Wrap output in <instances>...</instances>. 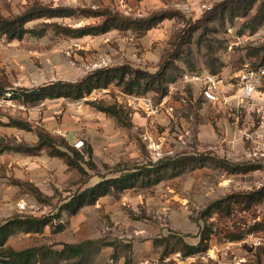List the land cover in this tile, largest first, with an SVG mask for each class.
<instances>
[{
    "label": "rangeland",
    "instance_id": "1",
    "mask_svg": "<svg viewBox=\"0 0 264 264\" xmlns=\"http://www.w3.org/2000/svg\"><path fill=\"white\" fill-rule=\"evenodd\" d=\"M258 3L255 0L244 14L224 21L213 15L204 34L191 31L181 42L182 53L169 61L168 71L174 79L165 83L163 94L155 89L126 93L113 82L79 100L22 103L11 98L12 91L55 80H76L102 66L129 63L154 72L174 48V40L182 34L187 20L197 19L210 8H202L201 0H0V15L4 16L18 14L31 4L76 9L69 17L31 20L28 28L42 23L78 28L102 21L101 16H89L81 10L109 9L133 18L156 10L181 13L150 29L131 26L73 36L48 24L41 35L27 33L13 40L0 35V141L31 145L37 131H45L57 138V143L62 138L80 151L87 171L80 174L62 157L50 155L48 149L37 155L19 153L12 166L0 168V222L16 215L51 217L40 232L18 233L6 245L16 250L38 245L58 250L66 242L93 239L109 244L91 247L77 264H220L223 248L231 242L228 250L235 256L244 257L247 264H260L264 253L232 237L240 232L245 236L257 228H252L249 219L258 211L264 214V198L247 208L234 203L235 209L225 215L223 210L217 212L213 203L257 191V183L264 182L261 169L235 173L207 160L155 184L140 178L133 187L114 189L75 214L57 209L66 198L101 176L119 175L113 170L117 163L133 169L166 156L202 153L231 164L253 163L249 136L260 132L258 116L238 104L235 76L246 65L264 63V43L245 39L255 30L249 21ZM185 71L213 75L219 101H206L198 85L185 80ZM260 90H264V81ZM105 107L122 113L128 124L103 111ZM8 117L28 121L31 130L2 125ZM79 141L82 144L76 147ZM87 146L96 170L83 162L88 159ZM15 180L34 184L41 200L26 186L14 184ZM232 200L224 202L230 204ZM204 234L208 235L207 248L183 255L182 241L195 244ZM75 259L55 258L56 262L49 264H72Z\"/></svg>",
    "mask_w": 264,
    "mask_h": 264
},
{
    "label": "trees",
    "instance_id": "2",
    "mask_svg": "<svg viewBox=\"0 0 264 264\" xmlns=\"http://www.w3.org/2000/svg\"><path fill=\"white\" fill-rule=\"evenodd\" d=\"M254 3L255 0H220L197 19H188L182 34L176 36L174 40V48L166 55L168 58H164L158 64V68L154 72H149L139 67H133L129 63L107 65L95 68L76 80H55L38 86L20 87L12 91L11 98L22 103H35L45 99L58 98L79 100L90 94L93 90L105 88L113 82L121 85L126 93H143L149 89H155L159 91L160 94H163L165 93V83L174 79V75L168 71L169 61L182 53L181 42L183 39L193 30H200L202 34H204L207 29V21L213 15L216 16L217 20L224 21L226 18H232V16H236L239 13L244 14L247 10L252 8ZM81 11L89 13V16L99 15L102 17V21L99 24L84 25L78 28H70L55 23H42L40 27L28 28L26 24L34 19L69 17L76 13V9L72 7L31 4L18 14L10 16L0 15V35H4L8 40L20 39L27 33L31 35H41L45 31V26L48 24L56 26L58 30L72 32L73 36H83L87 34L96 35L104 33L111 28L126 29L134 26L138 29H150L166 17L181 15L180 12L175 10H156L149 15L133 18L109 9L101 11ZM263 20L264 0H259L249 24L254 30ZM261 64L263 63L252 65V67H257ZM2 88L0 83V94H2ZM102 110L115 116L122 124H128L124 115L116 109L105 107ZM1 124L28 131L31 130V125L28 121L19 118L8 117L7 122ZM59 140L60 142L57 143V138L45 131L38 130L37 139L35 143L31 145L25 142L11 143L0 141V153L13 151L28 155H37L43 149H48L50 155L62 157L65 164L77 169L80 174H87L81 161L83 157L80 151L63 141L62 138H59ZM85 153L88 159L83 162L89 169L96 170L97 166L92 160V150L90 146H87ZM207 160L215 166L223 167L235 173H244L255 168L248 164H231L221 158L203 153L198 155L180 154L166 156L153 163H148L147 165L138 166L133 169L122 167V163H117L114 165L113 170L114 172H119V175L113 177L101 176V179L96 183L70 195L57 209L58 211H64L68 214H75L82 206L94 203L99 197L110 194L114 189L121 191L133 187L140 178H146L149 183L155 184L167 177L177 175L189 166L201 164ZM13 183L26 186L39 201L41 200L42 194L34 184L18 180L13 181ZM235 197L229 196L224 200L216 201L213 203V206L217 207V212L223 210L224 215L235 209L234 203H238L242 206L241 208H247L263 200L264 187L254 192L236 194ZM227 199H233L232 203L229 204L224 202ZM231 204H233V206H231ZM50 221L51 217L49 216L16 215L0 222V264H35L37 260H39L41 264H49L55 263L56 261H54V259H60L61 257H75L76 261H73L72 264H77L80 262L78 260H80L91 247H100L109 244L101 240L87 239L77 243H63L62 247L58 250L51 249L49 246L45 245L29 246L16 250L6 245V241L9 237L18 233L40 232ZM243 235L244 233L240 232V234L233 235L232 238L240 239ZM207 238L208 235L204 234L195 244L182 241L183 255H190L205 250L207 248V243L205 241Z\"/></svg>",
    "mask_w": 264,
    "mask_h": 264
},
{
    "label": "built area",
    "instance_id": "3",
    "mask_svg": "<svg viewBox=\"0 0 264 264\" xmlns=\"http://www.w3.org/2000/svg\"><path fill=\"white\" fill-rule=\"evenodd\" d=\"M217 1L220 0H201V7L208 9L210 8L212 3H215ZM245 39L255 44L264 43V20L254 30V32ZM183 77L186 81H190L198 85L199 93L206 101L211 103L219 101L220 91L215 83L213 75H203L197 72L185 71L183 73ZM235 79V83L237 86L236 99L238 100V104L241 106L249 107V109L251 108L250 110L257 114L258 128L260 129V132L256 131L252 133L251 136H249L251 141L253 163H248V165L254 166L255 168L253 170H262L263 172H261L264 173V90H260V85L262 84V81H264V63L257 67L246 65L235 76ZM81 144V141H79L75 146L77 147ZM263 187L264 182L260 181L259 183H257L255 190H260ZM249 223L253 227L257 226V228L250 230L248 233H245V236H243L236 242L249 244V246L255 252L257 250H260L263 254L264 214L261 215L259 211L256 212V215L252 216L249 219ZM258 223H260L259 226ZM230 243L231 242L226 243V246L223 248L224 251L220 255L221 257L219 259L220 264H247L248 262L244 257L235 256V254L232 253L233 251L228 250V245ZM230 255H233L232 258L230 257ZM260 264H264V260H260Z\"/></svg>",
    "mask_w": 264,
    "mask_h": 264
},
{
    "label": "crops",
    "instance_id": "4",
    "mask_svg": "<svg viewBox=\"0 0 264 264\" xmlns=\"http://www.w3.org/2000/svg\"><path fill=\"white\" fill-rule=\"evenodd\" d=\"M20 155L21 154H19L18 152H13V151H7V152L5 151V152L0 153V168H3L5 166H8V167L12 166V163L16 162V160L20 157ZM0 177H2V176H0ZM14 178H16V177H14ZM6 179H8V178H6ZM8 181H9V179H8ZM9 182H10L9 185H12L11 181H9Z\"/></svg>",
    "mask_w": 264,
    "mask_h": 264
}]
</instances>
